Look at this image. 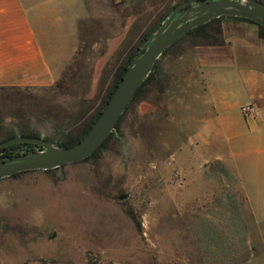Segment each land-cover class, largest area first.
<instances>
[{
	"label": "rangeland",
	"instance_id": "rangeland-1",
	"mask_svg": "<svg viewBox=\"0 0 264 264\" xmlns=\"http://www.w3.org/2000/svg\"><path fill=\"white\" fill-rule=\"evenodd\" d=\"M181 1L86 0L54 83L0 87V124L53 144L79 133L116 68ZM234 17L222 19L223 36L264 42L258 23ZM199 39L157 58L155 80L93 157L0 179V264H264V223L222 159L228 150L197 132L193 66L173 65Z\"/></svg>",
	"mask_w": 264,
	"mask_h": 264
},
{
	"label": "crops",
	"instance_id": "crops-1",
	"mask_svg": "<svg viewBox=\"0 0 264 264\" xmlns=\"http://www.w3.org/2000/svg\"><path fill=\"white\" fill-rule=\"evenodd\" d=\"M87 7L86 0H0V87L53 84L56 54L76 45ZM173 65L193 66L197 132L209 135L207 147L228 150L222 159L264 223V42L231 34L221 44L191 43ZM245 105L255 118L245 117Z\"/></svg>",
	"mask_w": 264,
	"mask_h": 264
},
{
	"label": "water",
	"instance_id": "water-1",
	"mask_svg": "<svg viewBox=\"0 0 264 264\" xmlns=\"http://www.w3.org/2000/svg\"><path fill=\"white\" fill-rule=\"evenodd\" d=\"M228 15L241 16L264 26V2L183 0L178 3L129 62L104 107L78 141L67 147L57 146L39 136L15 135L0 141V154L14 143H33L40 146L39 149L0 160V179L25 171L48 170L87 158L115 129L116 123L151 72L157 58L189 29L212 18Z\"/></svg>",
	"mask_w": 264,
	"mask_h": 264
},
{
	"label": "trees",
	"instance_id": "trees-1",
	"mask_svg": "<svg viewBox=\"0 0 264 264\" xmlns=\"http://www.w3.org/2000/svg\"><path fill=\"white\" fill-rule=\"evenodd\" d=\"M261 1L264 2V0H261ZM223 18H225V16L215 17V18L210 19L208 22L199 24V25L189 29L186 33L181 35L172 45H170L161 55L169 52V50L173 46H175L176 44L181 42L184 38L196 39V38L200 37L202 39V40L199 39V40H196V41L194 40V41L191 42L192 44H198V43H200V44H221L223 42V39H224L223 28H222V25H221V21H222ZM234 18H238V19H241V20H244V21H251V20L246 19V18L241 17V16H236ZM251 22H254V21H251ZM156 29L153 30L148 35L144 34L142 36V38H141V41H144V43H146L148 41L149 37L156 31ZM212 32L215 35H212ZM257 36L259 38H261V39H264V26L261 25V24H258ZM140 49L141 48L135 47V49L133 51H131V53L128 55L126 62L120 64L116 68L114 76H113V80L111 82V85L108 88V90L106 91V93L104 94V96H103V98L101 100L100 106L96 109V111L92 114V116L83 124V126L81 127L80 132L75 134V135H71V134L66 135V137H64L63 139L58 140L55 145L61 146V147L70 146V145L74 144L76 141H78L88 131V129L90 128L91 124L93 123V121L95 120V118L97 117L99 112L102 110V108L104 107L106 101L108 100L110 94L112 93V90L114 89V87L116 86V84L118 83L120 78L122 77L127 65L132 60V58L138 53L137 51L140 50ZM157 74H158V71H157V65H156V62H155L151 72L148 74V76L144 79L142 84L137 89V91H136L132 101L130 102V104L138 96L143 94V92L146 90V87L149 86L155 80ZM12 87H14V86H12ZM130 104L128 105L127 109L129 108ZM127 109L125 110V112L127 111ZM125 112L122 114V116L120 117V119L116 123L115 129L118 128L119 122L122 119V117L125 114ZM27 130H28L27 128H21L20 131H19V135L39 136L35 132H27ZM112 134H113V131H111L109 133V135L104 139V141L100 144V146L91 155H89L85 159H89V158L93 157L95 155V153L101 147H103V145L111 138ZM12 136H15L14 132L12 131V129H8V128L4 127L3 124H0V141H3V140H5V139H7L9 137H12ZM45 139L50 141L47 138H45ZM39 148H40L39 145L33 144V143H14V144L9 145L7 147V149H6V151L0 156H2V157H6V156L7 157H11L13 155L20 154V153L11 154V151H28V150H34V149H39ZM17 174L18 173H16L15 175H12V176H16Z\"/></svg>",
	"mask_w": 264,
	"mask_h": 264
},
{
	"label": "built area",
	"instance_id": "built-area-1",
	"mask_svg": "<svg viewBox=\"0 0 264 264\" xmlns=\"http://www.w3.org/2000/svg\"><path fill=\"white\" fill-rule=\"evenodd\" d=\"M242 112L245 115V117L255 118V116H256L255 109L251 105L243 106Z\"/></svg>",
	"mask_w": 264,
	"mask_h": 264
},
{
	"label": "flooded vegetation",
	"instance_id": "flooded-vegetation-1",
	"mask_svg": "<svg viewBox=\"0 0 264 264\" xmlns=\"http://www.w3.org/2000/svg\"><path fill=\"white\" fill-rule=\"evenodd\" d=\"M172 12V11H171ZM24 152H26V151H11V154H16V153H24ZM0 155H2V154H0ZM8 155V154H7ZM7 157V156H6ZM6 157H2V156H0V160H2V159H4V158H6Z\"/></svg>",
	"mask_w": 264,
	"mask_h": 264
}]
</instances>
